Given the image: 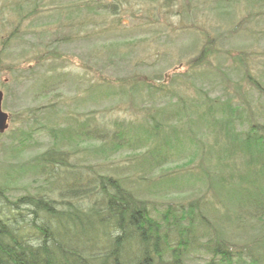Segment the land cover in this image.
<instances>
[{"label": "trees", "instance_id": "16d2710c", "mask_svg": "<svg viewBox=\"0 0 264 264\" xmlns=\"http://www.w3.org/2000/svg\"><path fill=\"white\" fill-rule=\"evenodd\" d=\"M98 5L107 7L103 2ZM8 39L11 36L5 42ZM214 41H208L192 60L193 70L211 65L217 78L233 83L237 67L264 94L262 81L241 58L230 54L234 70L211 64ZM58 57L64 59L65 54ZM189 75L190 71L180 74ZM156 82L132 83L129 93L132 96L140 88L149 91L153 100L161 94L168 98L164 84ZM194 89L198 98L188 102L169 97L164 105L154 102L144 107L145 122L139 130L125 121L115 122L111 129L77 120L75 127L47 126L52 144L31 162L37 168L34 173L43 177L34 191L24 188L17 194L20 181L14 183L0 171V264H264V235H250L252 227L264 225V109L253 112L250 96L241 94L239 87L216 97L202 86ZM48 109L59 112L54 104ZM180 125L190 149L181 158L180 152H172L178 143L174 131ZM206 134L219 136L221 142L206 147ZM154 137L160 144L149 150L146 144ZM27 138H32L31 133L20 130V136L2 141L4 148L19 150ZM87 143L133 154L134 149L143 150V158H136L143 174L132 179L114 168L78 171L70 157L92 146ZM67 144L74 147L65 151ZM217 147L222 148L219 154ZM230 151L243 157L241 169L229 170L232 162L225 160L236 158ZM165 166L175 170L161 173ZM154 171L160 173L159 183L168 186L158 194L202 189L188 201L159 208L144 195L146 176ZM135 184L138 190L132 187Z\"/></svg>", "mask_w": 264, "mask_h": 264}, {"label": "rangeland", "instance_id": "374dc122", "mask_svg": "<svg viewBox=\"0 0 264 264\" xmlns=\"http://www.w3.org/2000/svg\"><path fill=\"white\" fill-rule=\"evenodd\" d=\"M99 2L107 7L100 9ZM8 36L11 40L5 42ZM212 39L216 49L212 65L232 69L235 66L228 58L235 55L264 88V0H0V90L3 110L9 114V126L0 138V171L14 183L20 181L17 194L24 193V188L34 191L43 177L34 173L37 168L31 162L52 144L47 126L75 127L77 120L111 129L115 122L125 121L138 125L139 130L145 122L144 107L154 102L164 105L169 97L187 102L198 98L196 86L213 97L239 87L241 94L250 96L253 112L264 109V94L237 67L232 69L233 83L217 78L211 65L193 70L190 63ZM59 53L65 58L60 59ZM188 71L189 76H180ZM199 72L206 74L200 76ZM150 79L164 84L168 98L161 94L153 100L149 91L140 88L131 96L134 85ZM52 104L58 114L48 113L54 109H48ZM20 130L30 132L32 138L19 150L10 145L4 148L2 140L20 136ZM174 133L178 143L172 152L184 157L190 152L187 132L180 125ZM216 142L221 140L215 134L203 138L206 147ZM87 144L92 146L70 157L78 171L87 174L93 169L114 168L132 179L142 173L136 158H143V150L134 149L133 154L127 149ZM159 144L154 137L146 148L153 150ZM72 147L74 144L69 149ZM221 149L217 147L218 154ZM228 153L236 157L225 160L232 162L229 170L241 169L243 157ZM214 160H219L217 154ZM170 170L174 166H165L161 173ZM146 177L144 195L159 208L188 201L202 189L158 194L168 189L159 183L160 173L154 171ZM132 187L138 190L139 186ZM250 235L263 236L264 225L252 227Z\"/></svg>", "mask_w": 264, "mask_h": 264}, {"label": "water", "instance_id": "95a60500", "mask_svg": "<svg viewBox=\"0 0 264 264\" xmlns=\"http://www.w3.org/2000/svg\"><path fill=\"white\" fill-rule=\"evenodd\" d=\"M3 97L4 94L0 90V133H3L7 130L9 126V114L3 110Z\"/></svg>", "mask_w": 264, "mask_h": 264}]
</instances>
